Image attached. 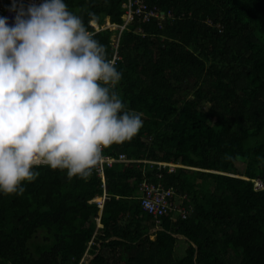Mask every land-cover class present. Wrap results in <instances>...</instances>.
<instances>
[{
	"label": "trees",
	"instance_id": "1",
	"mask_svg": "<svg viewBox=\"0 0 264 264\" xmlns=\"http://www.w3.org/2000/svg\"><path fill=\"white\" fill-rule=\"evenodd\" d=\"M123 1L65 0L109 58L113 33L89 20L120 24ZM145 2L174 19L120 36L117 91L143 127L104 155L177 167L104 166L102 210L89 203L103 192L96 169L69 179L36 168L22 195L0 193V264H264V0ZM13 4L0 0V14ZM144 183L173 188L191 214L154 217L138 199Z\"/></svg>",
	"mask_w": 264,
	"mask_h": 264
},
{
	"label": "clouds",
	"instance_id": "2",
	"mask_svg": "<svg viewBox=\"0 0 264 264\" xmlns=\"http://www.w3.org/2000/svg\"><path fill=\"white\" fill-rule=\"evenodd\" d=\"M10 11L11 25L0 17V193L22 195L41 166L87 179L105 150L143 127L141 114L128 110L117 91L123 73L65 0L14 3ZM182 198L175 192L176 215L187 219L192 210Z\"/></svg>",
	"mask_w": 264,
	"mask_h": 264
},
{
	"label": "built area",
	"instance_id": "3",
	"mask_svg": "<svg viewBox=\"0 0 264 264\" xmlns=\"http://www.w3.org/2000/svg\"><path fill=\"white\" fill-rule=\"evenodd\" d=\"M17 7L20 6L22 2L28 4H39L42 0H13ZM15 12L6 10L4 13L0 14V17L7 18L9 25L13 23ZM122 24H112L108 20L104 25H98L91 22L95 32L107 29L115 34L112 37V58L116 60V64L121 60L119 55V38L124 31H127L128 26L132 23L139 22L141 24L155 23L158 28H162V24L166 20H173V14L171 12H164L158 7H150L145 0H124L122 4ZM138 33H142V29L137 30ZM134 163L136 161L129 160L125 155H119L118 159H111L106 157L104 161L96 168L98 175L100 176L102 182V188L104 190V196L95 198L92 202L97 204V207L102 210L104 205L105 197V178L103 175V166L111 167L113 163ZM162 166H168L169 171L174 169L172 165L158 164ZM254 186L259 188L262 186L259 180L254 181ZM142 208L148 213L152 214L154 217L165 214L166 212L177 211L179 206L175 201V191L172 188H164L161 185H148L144 183L141 185L139 198ZM179 211V210H178ZM182 216H186V212L182 210ZM98 227H101L98 225Z\"/></svg>",
	"mask_w": 264,
	"mask_h": 264
},
{
	"label": "rangeland",
	"instance_id": "4",
	"mask_svg": "<svg viewBox=\"0 0 264 264\" xmlns=\"http://www.w3.org/2000/svg\"><path fill=\"white\" fill-rule=\"evenodd\" d=\"M177 201L180 202V200H179L178 197H177ZM185 248H186V242H185V240L182 237L178 236L177 237V242H176V245H175V251H174L175 256L178 257V258L179 257H182L183 254H184ZM86 256H88L87 259H91L92 258V256L89 255V254H87ZM86 256L83 257L82 261L85 260V257Z\"/></svg>",
	"mask_w": 264,
	"mask_h": 264
},
{
	"label": "crops",
	"instance_id": "5",
	"mask_svg": "<svg viewBox=\"0 0 264 264\" xmlns=\"http://www.w3.org/2000/svg\"><path fill=\"white\" fill-rule=\"evenodd\" d=\"M42 2V1H41ZM121 155H123V154H121ZM140 162H145V163H147L148 164V161H145V160H139ZM103 175H104V166H103ZM104 178H105V175H104ZM99 179H100V176H99ZM100 181H101V179H100ZM102 183V182H101ZM102 196H95L94 197V199L95 198H99V197H103L104 196V190H103V188H102ZM140 193V192H139ZM105 197H106V179H105ZM105 197H104V201H105ZM94 199H92V200H94ZM92 200L91 201H89V203H94V202H92ZM96 204V203H95ZM97 205V204H96ZM103 209V208H102Z\"/></svg>",
	"mask_w": 264,
	"mask_h": 264
},
{
	"label": "bare ground",
	"instance_id": "6",
	"mask_svg": "<svg viewBox=\"0 0 264 264\" xmlns=\"http://www.w3.org/2000/svg\"><path fill=\"white\" fill-rule=\"evenodd\" d=\"M28 1H32V0H28ZM39 3H41V1H39Z\"/></svg>",
	"mask_w": 264,
	"mask_h": 264
}]
</instances>
